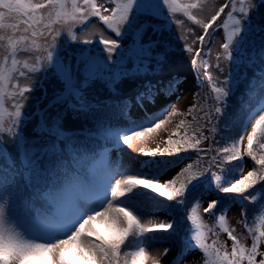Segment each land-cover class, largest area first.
Listing matches in <instances>:
<instances>
[{
    "label": "snow or ice",
    "instance_id": "6c2138e0",
    "mask_svg": "<svg viewBox=\"0 0 264 264\" xmlns=\"http://www.w3.org/2000/svg\"><path fill=\"white\" fill-rule=\"evenodd\" d=\"M207 2L0 0V157L5 155L3 135L7 134L27 170L28 186L46 204L34 217L28 214L29 204L18 212L5 198L0 169V264H161L166 256L170 257L168 264H181L195 251L202 253V264H264V227L247 229L251 244L246 246L227 226L230 205L220 208L218 224L231 241L228 251L218 239L209 243L212 229L199 214L200 199L192 197L194 203L189 199L202 187H211L214 180L216 190L233 194L232 202L241 203L242 217L247 215L245 202H264V103L255 112L249 109L254 122L244 120L238 139L213 136L208 147H203L209 140L204 134L206 125H212L209 131L216 133L221 122L225 128L235 123L239 109L230 98H237L242 108L243 98H251L258 88L257 102L264 101V0H223L218 8L213 0V14L198 18L195 10ZM178 13L202 29L199 35L191 27L186 29L195 39L185 43L183 50L191 56L199 88L207 81L215 101L213 105L199 103L201 92L197 91L186 112L167 103L186 84L173 59L168 34L184 25L183 19L176 18ZM222 14L225 18L218 23ZM219 28L224 31V41L212 63L211 42ZM77 31L93 39H81ZM179 39L186 40L187 36L181 34ZM70 41L86 47L72 49ZM197 42L199 47L194 48ZM256 59L262 66L258 84L244 71L250 63L255 66ZM21 80L26 81L23 86ZM42 81L45 103L36 112L39 120L34 135L26 137L25 117H30L28 109L35 107L28 102ZM97 81L119 96L121 107L116 119L122 126H105L106 121L98 120L95 135L117 151L127 146L145 159L134 169L110 163L105 148L99 153L93 177L88 179L70 173L59 141L75 135L63 130L67 112L95 118L101 102L90 99L88 90ZM9 101L14 110H9ZM177 116L183 118L170 128ZM163 132L167 137H159L154 148L145 146L150 137L157 138ZM83 135L93 133L85 130ZM221 141L228 142L218 146ZM80 144L79 148H74L73 142L68 146L77 169L97 155L95 146L86 141ZM245 156L254 162L253 167L235 179ZM185 158L191 162L183 163ZM214 167L224 175L213 171ZM152 194L187 208L185 221L191 222L178 241L179 247L170 243L155 254L147 251L152 242L169 243L168 237L177 229L172 221L143 222L138 199ZM218 204V199H210L203 213L216 218ZM97 222L103 233L97 231Z\"/></svg>",
    "mask_w": 264,
    "mask_h": 264
},
{
    "label": "rangeland",
    "instance_id": "374dc122",
    "mask_svg": "<svg viewBox=\"0 0 264 264\" xmlns=\"http://www.w3.org/2000/svg\"><path fill=\"white\" fill-rule=\"evenodd\" d=\"M181 2H184V0H181ZM222 2L223 0H215V6L218 8L220 3ZM212 8H213V0H208L207 3L202 5L201 10H195V12L198 18L207 19L210 17L211 14H213ZM225 11H227V9ZM261 11L264 12V8H262ZM176 18L183 19L184 25L179 30H175V31L169 30L168 34L171 37V48L173 50L172 52L173 59L175 63L179 66V70L182 73L183 78L186 81V84L181 86L180 90L178 91L176 95H173L171 98H168L167 103L174 105L178 110L182 112H186L188 107L194 102L193 93H195L197 90L198 80L196 79L197 73L192 70V66L190 64L191 56L183 50V45L185 43L191 44L192 41L195 39V35H199L202 33V29L198 25H194L192 22L188 21L186 17L182 16V14H179V13L176 14ZM224 18L225 17H223L220 21H218V23H222V20ZM93 24H96L97 27H99L98 22L95 20V18H93ZM21 27H23V25H21ZM189 27L193 28L195 35L186 32V29ZM76 34L81 39L83 38L93 39L92 36L90 35L85 36L79 31H77ZM181 34L186 35L187 39L186 40L179 39ZM105 35L106 36L111 35L112 38H116L114 34H111L110 32H105ZM223 41H224V31L222 28H219L218 31L215 33V39L211 42L212 43V56L210 57V62L215 63V53L218 51H222V49L220 48V45L223 43ZM69 43L72 49L86 47L85 45L80 44L78 41H70ZM98 47H102V46H98ZM193 47L194 48L199 47L198 42L194 44ZM36 55H39V53H36ZM104 55H106V53H104ZM29 62L30 63L34 62V56L32 57V59H30ZM224 63H227V62H224ZM130 67L134 68L135 66L130 65ZM227 70L228 69L226 68V71ZM199 74L201 75V72ZM216 75L217 73L213 72V76L215 77ZM20 83H21V86H23V84L26 83V81L21 80ZM41 83H42V87L39 88L36 91V93L33 94L34 98L28 102L29 105H34L35 107L29 108L28 110L31 111L32 114L30 117H25L26 122L24 124V134L26 135V137H30L34 135V125L39 120V117L36 115V112L39 111L41 106L44 105L45 103V99H44V87L45 86H43V81ZM123 83H126V81L122 82L121 86H123ZM47 87H48V91L50 92L51 91L50 86H47ZM88 92H89L90 99L92 97H95L96 100L101 102V107L107 104H114V103L120 104L121 103L119 96L116 93L110 92L108 87L99 81L95 82V84L88 90ZM262 103H264V101ZM259 106L260 104L252 108L251 109L252 112H255L259 108ZM8 107H9V110H14L11 108V101L8 102ZM181 118L183 117H180V116L175 117L173 119L172 125H170L169 127L174 128L175 124L178 123ZM247 119H251L254 122V118L250 116L249 113H248ZM109 123L111 126H122L117 121L116 117H111ZM95 125L96 123H94L91 120H88V118H85L82 114L77 115V114L72 113L71 111L66 113L62 121L63 130L68 133L72 132L73 130L84 128V127H90V130H93L95 129ZM247 130L250 131V125ZM153 135L156 136V134H153ZM167 135H168L167 132H163V133H160L159 136H157V138L150 137L146 141L145 146L147 148H154L156 144L159 142V137L166 138ZM3 141H4V145L13 144L12 137L7 134L3 135ZM137 147H139V145H137ZM13 150L14 148L12 145L11 151ZM6 154H7V148L5 146V155ZM107 158L110 163H115V164L123 163L127 166L132 167L133 169L143 159H145L139 153L134 152L133 150L127 148V146H124L120 150V152H117L115 148L111 147L109 151L107 152ZM184 163H188V161H185ZM98 166H99V163L94 166V169H93L94 172L92 174V177ZM182 166L183 164L179 167H182ZM213 171H216L217 173H219V170L215 167L213 168ZM248 171H250L249 163L246 161L244 165V170L242 171L243 175H246ZM75 174L79 175L81 178L85 177L78 173H75ZM130 174H134V172ZM3 183L6 189L5 198L10 199L13 202L18 212H23L24 205L18 204L14 200V191H15L14 183L7 182L4 179H3ZM213 198H214L213 194H203L199 198L200 199L199 214L202 218V221L204 222V224H206L208 227L212 229V232H215L218 234L217 236V235H213L212 232L208 233V241L210 243L212 240L218 239L219 242H223L225 244V247L227 248L228 251H231V241L228 240L227 234L221 230L218 224V218H214L210 214L203 213V208L206 207L209 200ZM140 206L142 207L143 213H144L143 222L149 223V225H151L152 223L168 222V221H171L172 219V215L166 210L152 209L143 204H140ZM37 210L42 212L44 209L39 208ZM37 210L36 211L34 210L33 212H31L29 209L28 210L29 216L34 217L36 215ZM226 222H227L228 227L233 228L235 230L234 234L240 237L242 242L245 243L246 246H250L251 235L247 230L248 228L245 227L244 217L241 216V204L234 203L229 208H227ZM95 226L96 228L98 226L100 227L99 229H97V231H99L100 229L103 231V227L100 225L99 222H97ZM261 227H264V224L261 223ZM169 246H170V242L160 243V242L153 241L151 244V247L147 248V251L150 254H155L157 249H162L164 247H169ZM261 251H264V243L261 244ZM201 256H202V253H200L199 251L192 252L189 254V257L187 260L181 261V264H202ZM259 258L260 257L258 256L257 259ZM169 259H170L169 256L163 257L161 264H168Z\"/></svg>",
    "mask_w": 264,
    "mask_h": 264
},
{
    "label": "trees",
    "instance_id": "16d2710c",
    "mask_svg": "<svg viewBox=\"0 0 264 264\" xmlns=\"http://www.w3.org/2000/svg\"><path fill=\"white\" fill-rule=\"evenodd\" d=\"M223 17L224 14H222L221 19ZM261 68L262 66L260 64V60L256 59L255 66H253L250 63L248 68L244 70L246 75L253 78L254 84H258L256 78H258L261 75ZM201 77H202V69H201ZM197 83H198V87L196 92L197 91L201 92L199 103L206 102L208 105L215 104V101L212 99L213 94L211 93V89L207 81H205V84L203 85L202 89L199 88V81ZM258 91L259 89L257 88V90L251 94V98H249L248 96H245L243 98L244 103L242 108L238 103L237 98H230V103H232L233 105L236 106L237 109H239V111L236 112L235 123L230 122L229 126L225 128V125L223 124V122H221L218 125V130L216 133H212L209 131L212 125H206V127L204 128V134L206 136H209V140H205L203 142V147L205 148L208 147L213 136H215L218 139L220 137H225V136H230L232 139H238L239 135L242 134L241 124L248 117L249 109L258 106L260 103L263 102V101L257 102ZM120 107H121V103L107 104V105H103L96 111L95 118L92 115H88L87 117L83 115L85 118H88V120H91L94 123H96L95 129L91 130V132L93 133L92 136L85 137L83 135L85 130H90V127H84L70 132V134L75 133V135H72L70 137V140L59 141V147L64 153L65 163L69 166L70 173H78L80 175L87 177L88 179L92 178V174L94 172L93 171L94 166L100 162L99 153H103L105 148H107V150L109 151V149L112 147V144L110 142L106 141L104 138L100 136L95 135L97 131V121L98 120L106 121L107 123L105 124V126L110 125L109 123L110 118L118 116ZM228 110L232 111V109H228ZM187 119L190 120L191 117H188ZM115 127H119V126H115ZM81 141H86L89 146H95V151L97 155L95 156L94 159L90 158L86 160V162L81 166V168L77 169L76 164L73 162V153L68 151V146L70 142H73V147L79 148L81 146L80 144ZM227 142L228 141H221V143L218 146H224V144ZM245 143H246V138H245ZM12 145L14 148L13 151H11ZM12 145L5 144L7 148V154L4 155V157H0V169H2L3 171L4 180L7 182L14 183V187H15L14 200L16 203L21 205L29 204L30 205L29 209L31 212H33L34 210L36 211L39 208L44 209L46 207V204L44 203L43 200L37 199L34 189L28 186V183L25 179V173L27 170L23 166L20 153L17 151V148L14 146V144ZM211 154L214 153H210V155ZM80 155L83 156V153H81ZM192 158L193 159L195 158L194 153L192 154ZM185 161H188V163L191 162L187 158L184 159L183 163ZM246 161L249 163V170H251V168L253 167L254 162L251 161L249 157L245 156L242 167L240 168L238 173H236L234 176L235 179H239L240 176L243 175L242 171L244 170V165ZM233 163L235 164L236 162ZM218 170L219 173L223 176L224 173H222L220 169ZM210 183H211V187L209 186L202 187L197 192L193 193L192 196L189 197V199L192 200V202L194 203L195 200H193L192 197L200 198V196L203 194H213L214 197L213 199H218L219 201L218 208L217 210H215L216 218H218V216L221 214L219 210L220 208H223L226 205L231 206L234 203L241 204L239 201L232 202L233 194H224L216 190L214 180L211 181ZM257 200L259 201V195L257 196ZM138 202L152 209L166 210L172 215L171 221L174 222L177 231L172 236L168 237V240L170 243H176L177 247H179L178 241L184 236L185 229L191 223V222L186 223L185 221V217L188 209L181 208L174 201H166L163 197L157 198L156 194H152L151 196H141L139 197ZM189 207H191V204L189 205ZM245 207L247 209V215L246 217H244V221L245 219L247 220V228H251L253 231H255L258 227H261L262 218L264 217V202H259L255 204H253L252 202H245ZM253 209H255V211ZM99 228L100 227L98 226L97 229ZM99 231L103 233L101 229Z\"/></svg>",
    "mask_w": 264,
    "mask_h": 264
}]
</instances>
